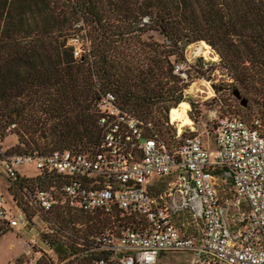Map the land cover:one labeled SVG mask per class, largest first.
<instances>
[{
    "label": "built area",
    "instance_id": "2783aa9c",
    "mask_svg": "<svg viewBox=\"0 0 264 264\" xmlns=\"http://www.w3.org/2000/svg\"><path fill=\"white\" fill-rule=\"evenodd\" d=\"M69 42L77 57V40ZM181 68L173 63L174 71L182 74ZM94 106L99 134L87 151L8 152L0 134V236L38 223L5 264H158L167 253L179 257L164 264H264L259 114L218 115L210 145L176 129L178 142L169 148L150 121L123 109L111 91L101 92ZM170 174L164 188H149ZM42 177L49 183H36ZM216 178L229 180L231 196L217 195ZM57 208L137 221L87 232L77 221H58Z\"/></svg>",
    "mask_w": 264,
    "mask_h": 264
},
{
    "label": "trees",
    "instance_id": "16d2710c",
    "mask_svg": "<svg viewBox=\"0 0 264 264\" xmlns=\"http://www.w3.org/2000/svg\"><path fill=\"white\" fill-rule=\"evenodd\" d=\"M76 35L87 42L77 57L69 42ZM197 40L229 74L226 89L245 98L241 105L234 97L236 108L247 110L251 93L264 121V0H0V134L15 135L7 151H87L99 134L94 105L106 90L175 146L173 132L163 136L166 112L186 83L173 63ZM53 215L87 232L137 221L68 208Z\"/></svg>",
    "mask_w": 264,
    "mask_h": 264
},
{
    "label": "rangeland",
    "instance_id": "374dc122",
    "mask_svg": "<svg viewBox=\"0 0 264 264\" xmlns=\"http://www.w3.org/2000/svg\"><path fill=\"white\" fill-rule=\"evenodd\" d=\"M74 38L77 40V51H83L87 42L85 41L82 44L80 37L77 35ZM202 41L205 42L204 40ZM206 44L208 45L207 53L198 48L202 45L200 40L186 44L183 48V58L177 61L182 63L181 76L184 77L183 82L186 83L183 87L182 101L188 104L186 114L191 121L187 125L180 126V134L184 135L188 132L198 133L203 142L210 145L211 127L218 115L227 112L239 115L246 113L247 115L243 117L247 119L251 114L258 113L260 107L258 108V106H254L251 103L253 95L247 93L250 98L247 110L240 111V109L236 108L234 96L225 87V83L230 81L229 74L219 65L218 56L214 50L208 43ZM201 63L203 64L200 66ZM245 64L249 65L247 60H245ZM216 84H219L217 89H215ZM221 85H224V87H221ZM177 103L174 106L179 104ZM166 125L168 126L167 132H163V136L169 138L171 132L174 133L178 127L175 122L169 121L168 111L166 112ZM174 139L177 140V138ZM2 142L6 147H12L15 143V135L5 131ZM173 178L174 174H170L155 179L149 184V188L153 191L161 190ZM215 182L219 197L231 196L230 186L225 181L216 178ZM4 184V180L0 179L1 189ZM34 226L20 230L18 235L15 234V231L18 230L12 229L0 236V264H5L19 252L22 238L32 233L34 234L38 223H35ZM166 257L160 258L158 264H164L166 261L175 262L178 260L179 255L177 253H167Z\"/></svg>",
    "mask_w": 264,
    "mask_h": 264
},
{
    "label": "bare ground",
    "instance_id": "6f19581e",
    "mask_svg": "<svg viewBox=\"0 0 264 264\" xmlns=\"http://www.w3.org/2000/svg\"><path fill=\"white\" fill-rule=\"evenodd\" d=\"M200 42L202 43V45L198 48L207 53L208 45L203 41ZM187 106L188 104L185 101H180L177 106H172L168 112L169 120L171 122H175L178 129H180V126L182 125L191 123L189 116H187L186 114Z\"/></svg>",
    "mask_w": 264,
    "mask_h": 264
},
{
    "label": "water",
    "instance_id": "95a60500",
    "mask_svg": "<svg viewBox=\"0 0 264 264\" xmlns=\"http://www.w3.org/2000/svg\"><path fill=\"white\" fill-rule=\"evenodd\" d=\"M232 95H233L236 99H238V101H239V103H240L241 105H243V104L245 103V98L242 97V96H240L239 93H238V91H237L236 89H233V90H232ZM54 250H56V251H58V252H61V251H62V248H61L59 245H56V246L54 247ZM168 264H169V263H168Z\"/></svg>",
    "mask_w": 264,
    "mask_h": 264
},
{
    "label": "flooded vegetation",
    "instance_id": "af4514ba",
    "mask_svg": "<svg viewBox=\"0 0 264 264\" xmlns=\"http://www.w3.org/2000/svg\"><path fill=\"white\" fill-rule=\"evenodd\" d=\"M166 264H168V263H166ZM170 264V263H169Z\"/></svg>",
    "mask_w": 264,
    "mask_h": 264
}]
</instances>
